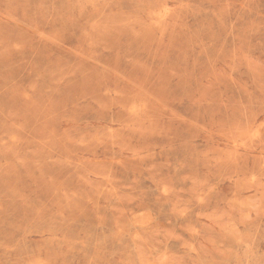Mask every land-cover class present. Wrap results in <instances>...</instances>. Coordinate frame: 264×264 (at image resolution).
I'll use <instances>...</instances> for the list:
<instances>
[{
	"label": "rangeland",
	"instance_id": "obj_1",
	"mask_svg": "<svg viewBox=\"0 0 264 264\" xmlns=\"http://www.w3.org/2000/svg\"><path fill=\"white\" fill-rule=\"evenodd\" d=\"M0 264H264V0H0Z\"/></svg>",
	"mask_w": 264,
	"mask_h": 264
}]
</instances>
